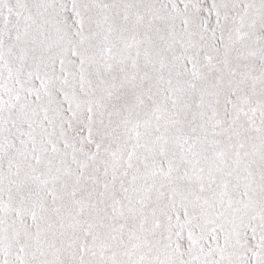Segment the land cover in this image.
<instances>
[{
  "label": "snow or ice",
  "instance_id": "1",
  "mask_svg": "<svg viewBox=\"0 0 264 264\" xmlns=\"http://www.w3.org/2000/svg\"><path fill=\"white\" fill-rule=\"evenodd\" d=\"M0 264H264V0H0Z\"/></svg>",
  "mask_w": 264,
  "mask_h": 264
}]
</instances>
